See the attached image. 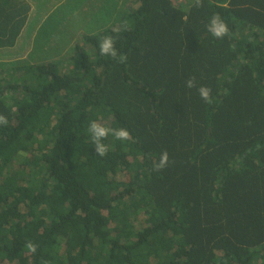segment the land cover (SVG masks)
<instances>
[{"label":"trees","instance_id":"trees-1","mask_svg":"<svg viewBox=\"0 0 264 264\" xmlns=\"http://www.w3.org/2000/svg\"><path fill=\"white\" fill-rule=\"evenodd\" d=\"M139 2L119 30L84 38L95 53L75 46L68 72L17 65L20 83L0 69V264H264V0ZM19 17L0 23L13 46ZM104 36L117 58L100 55ZM92 121L131 138L109 135L99 157Z\"/></svg>","mask_w":264,"mask_h":264},{"label":"crops","instance_id":"crops-1","mask_svg":"<svg viewBox=\"0 0 264 264\" xmlns=\"http://www.w3.org/2000/svg\"><path fill=\"white\" fill-rule=\"evenodd\" d=\"M67 2H70V0H0V10L2 11L1 17L3 18V20L0 18V23L3 22L2 25H6L5 20H9L8 23L10 22L11 25H16L20 19L19 14H22V16L27 19L21 36L18 38L15 45L18 46L19 41L26 35L28 52L23 58L10 63L20 64L30 60L31 64L26 65H41L54 62L62 64V61L58 60V57H64L67 54H61L60 49L58 48H67L70 51V49L75 48L76 44L79 45V42L81 41L79 38H76L77 35H74L72 38L69 37L67 40L69 43L67 45L59 42L58 35L62 34L63 36L61 37L67 38L62 25L63 10H61L66 6ZM121 3L122 1L118 2V0H113L111 5H107L108 3L106 2L101 4V9L106 10L108 13L106 11L103 12L102 10H95V19L99 16L111 17V19H108L102 24L101 28L95 29V36L110 30H119L121 19L127 13H130L132 10H136L140 5L139 0H130L129 4H126V7L121 10ZM108 8H111L112 10L109 11ZM96 24L99 23L97 22ZM47 25L54 28V35L56 36L52 39L50 33L47 37H45L44 34L42 36L40 35V33L44 30L43 28ZM7 32V36H0V51L11 53L16 47L13 45L17 37L14 36V33L10 34V31ZM48 41L49 43H46ZM79 46L82 47L83 45ZM72 56H74V54H72L71 57ZM31 57H33V60L30 59ZM53 60L54 62H50Z\"/></svg>","mask_w":264,"mask_h":264},{"label":"rangeland","instance_id":"rangeland-1","mask_svg":"<svg viewBox=\"0 0 264 264\" xmlns=\"http://www.w3.org/2000/svg\"><path fill=\"white\" fill-rule=\"evenodd\" d=\"M112 1L113 0H70V2H67L66 6L61 9V10H63V13H62L63 24L62 25H63V28H64L65 33L67 35V38L61 37V36H63L62 34L58 35L59 42H62V44L67 45L69 43V41H67L69 39V37L72 38L74 35H77L76 38H79L81 40L79 42V45H83L82 47L86 51H91L90 53H92V52L95 53L94 45L93 44L89 45L88 43L85 42V40L83 38H85L87 36H95V29L101 28L103 23H105L108 19H111V17H108V16H99L97 19H95V13H96L95 10H102L100 7L101 4L106 2V3H108L107 5H111ZM120 1H122L121 10H123L126 7V4H129L130 0H118V2H120ZM192 1L193 0H172L173 4H175L176 6L179 5V6L184 7V8H187L192 3ZM108 9H109V11L112 10L111 8H108ZM102 11L104 12L106 10H102ZM97 22L99 24H96ZM43 29L44 30L40 33L41 36L44 34L45 37H47V35L49 33L51 35V39L54 36H56V35H54V33H55L54 28H51L50 25L45 26V28H43ZM46 43H49V41ZM25 44L27 45L26 40L22 41V44H21L22 49L20 50V52H24V50H26ZM65 45H64V47H65ZM75 46H77V44ZM58 49H60L61 54H63V55L67 54L66 56H64L65 58L63 56L60 58L58 57V60L62 61L64 71L68 72V69L71 68L70 66L72 63V57L73 56L71 57V55L72 54L75 55V48L70 49V51L67 48H58ZM49 54H51V53H49ZM8 59H10V57L5 56L4 60H8ZM30 59L33 60V57H31ZM50 62H54V60L50 61ZM26 64H31V61L28 60V62H22L20 64H17V63L11 64L10 61L9 62H2V64H0V69L7 72V75H4L6 80L10 79V80L14 81L13 78H15V79L20 80V83H21V80L23 79L24 75L21 73L16 74V72H15L14 74H16V75L14 77H12V74H10L11 71L9 72V70H11V69L15 70L17 65L21 66V65H26ZM13 93H11L10 95H13Z\"/></svg>","mask_w":264,"mask_h":264},{"label":"clouds","instance_id":"clouds-1","mask_svg":"<svg viewBox=\"0 0 264 264\" xmlns=\"http://www.w3.org/2000/svg\"><path fill=\"white\" fill-rule=\"evenodd\" d=\"M193 7H203V0H193ZM207 31L217 39H223L229 35L230 29L228 24L221 18L219 14H214L207 25ZM99 52L102 56H111L114 59L117 58V50L115 48L114 38L111 36H104L99 42ZM127 57L123 54L119 55V62L124 63ZM188 88L196 87L195 78H191L186 81ZM197 91L201 99L206 103H212L211 89L206 86L197 88ZM0 124L7 126L8 120L5 116L0 115ZM88 133L91 136V140L95 146V153L99 157H104L108 152V146L103 143L109 135L113 136L116 140L127 141L131 138L129 131L126 128H109L105 127L97 121L90 122L88 126ZM169 164V154L164 151L160 154L159 163L153 164L154 171H162ZM28 251L35 253L37 246L29 242L26 245Z\"/></svg>","mask_w":264,"mask_h":264}]
</instances>
